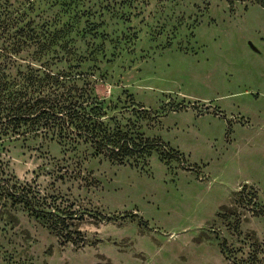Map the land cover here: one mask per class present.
Wrapping results in <instances>:
<instances>
[{
	"label": "rangeland",
	"instance_id": "1",
	"mask_svg": "<svg viewBox=\"0 0 264 264\" xmlns=\"http://www.w3.org/2000/svg\"><path fill=\"white\" fill-rule=\"evenodd\" d=\"M0 112L2 177L85 236L0 199V264H264L263 6L0 0ZM73 117L153 148L112 160Z\"/></svg>",
	"mask_w": 264,
	"mask_h": 264
},
{
	"label": "trees",
	"instance_id": "2",
	"mask_svg": "<svg viewBox=\"0 0 264 264\" xmlns=\"http://www.w3.org/2000/svg\"><path fill=\"white\" fill-rule=\"evenodd\" d=\"M228 1L232 3L234 0ZM242 1L264 7V0ZM59 108L64 109L65 106L61 105ZM1 117L2 112H0ZM72 119L75 120V117ZM76 122L74 128H77L79 135L83 134L87 139L93 141L96 149L107 153L112 160L121 161L127 156L147 152L146 150L152 149L154 145L148 139L139 142L126 132L113 131L102 127L101 124L91 118H77ZM2 176L3 172L0 170V199L9 201L11 205H21L33 218L39 220L60 238L63 243L73 242L78 244L85 242V236L75 227L74 220L76 217L74 211L61 209L53 200H49L46 196L37 195L31 186L19 185L17 182H11Z\"/></svg>",
	"mask_w": 264,
	"mask_h": 264
}]
</instances>
